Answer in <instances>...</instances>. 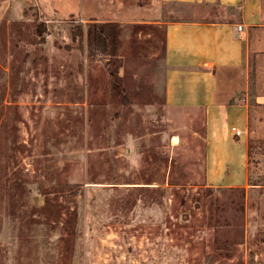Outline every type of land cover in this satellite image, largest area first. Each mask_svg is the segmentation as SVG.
<instances>
[{"label": "rangeland", "instance_id": "374dc122", "mask_svg": "<svg viewBox=\"0 0 264 264\" xmlns=\"http://www.w3.org/2000/svg\"><path fill=\"white\" fill-rule=\"evenodd\" d=\"M201 15L162 0H0V264H264V105L243 190L205 186L202 112L165 106L164 24ZM88 23L119 27L117 62L72 39Z\"/></svg>", "mask_w": 264, "mask_h": 264}, {"label": "crops", "instance_id": "0c3cea01", "mask_svg": "<svg viewBox=\"0 0 264 264\" xmlns=\"http://www.w3.org/2000/svg\"><path fill=\"white\" fill-rule=\"evenodd\" d=\"M162 1L203 11L164 24L165 106L202 112L205 186L245 189L249 116L264 105V0Z\"/></svg>", "mask_w": 264, "mask_h": 264}, {"label": "trees", "instance_id": "16d2710c", "mask_svg": "<svg viewBox=\"0 0 264 264\" xmlns=\"http://www.w3.org/2000/svg\"><path fill=\"white\" fill-rule=\"evenodd\" d=\"M43 29L44 27L40 26V32L44 31ZM73 29L76 30V33L72 32V39H75L78 35L79 40L82 41L85 36L89 48L93 50L96 49L101 54L109 56L113 62L118 61L117 57L121 48V41L119 38L121 31L117 25L113 23H88L85 28L80 24L74 26ZM110 76V88L113 95L116 96L119 94V89H121L122 79L119 78L117 74L113 73L112 70L110 71ZM120 92H123V90H120ZM123 99H125V96H123ZM239 189L243 190V188ZM228 225V222L222 215L218 216L215 220V228H213L216 242L219 246L227 244V240L224 239L223 236V229Z\"/></svg>", "mask_w": 264, "mask_h": 264}, {"label": "built area", "instance_id": "2783aa9c", "mask_svg": "<svg viewBox=\"0 0 264 264\" xmlns=\"http://www.w3.org/2000/svg\"><path fill=\"white\" fill-rule=\"evenodd\" d=\"M241 28L240 27H238V30H240ZM232 131L234 132V134L236 135V136H239L240 135V132L238 131V130H235L234 128H232Z\"/></svg>", "mask_w": 264, "mask_h": 264}]
</instances>
